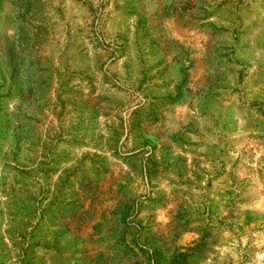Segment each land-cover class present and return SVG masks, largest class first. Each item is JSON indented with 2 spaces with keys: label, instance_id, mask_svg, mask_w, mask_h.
<instances>
[{
  "label": "rangeland",
  "instance_id": "obj_1",
  "mask_svg": "<svg viewBox=\"0 0 264 264\" xmlns=\"http://www.w3.org/2000/svg\"><path fill=\"white\" fill-rule=\"evenodd\" d=\"M0 264H264V0H0Z\"/></svg>",
  "mask_w": 264,
  "mask_h": 264
}]
</instances>
